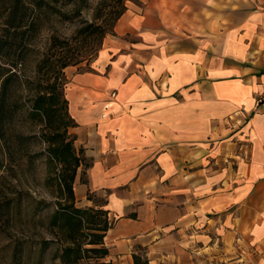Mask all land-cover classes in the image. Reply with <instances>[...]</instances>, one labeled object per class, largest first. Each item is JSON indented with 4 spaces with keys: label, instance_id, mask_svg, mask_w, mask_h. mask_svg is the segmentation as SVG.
Masks as SVG:
<instances>
[{
    "label": "crops",
    "instance_id": "obj_1",
    "mask_svg": "<svg viewBox=\"0 0 264 264\" xmlns=\"http://www.w3.org/2000/svg\"><path fill=\"white\" fill-rule=\"evenodd\" d=\"M139 1L69 82L76 200L103 198L111 264H264V61H238L264 53V9L165 38Z\"/></svg>",
    "mask_w": 264,
    "mask_h": 264
},
{
    "label": "rangeland",
    "instance_id": "obj_2",
    "mask_svg": "<svg viewBox=\"0 0 264 264\" xmlns=\"http://www.w3.org/2000/svg\"><path fill=\"white\" fill-rule=\"evenodd\" d=\"M49 1L53 8L51 10L48 9L49 11L43 16L36 37L37 48L40 51L39 55H50V59L63 55L59 47H52L50 44L53 42L51 38L55 37L68 41L71 48H77L74 52L80 51V54L85 57L81 62L69 65L61 70L65 79L63 94L66 98L71 76L78 72L91 71L93 61L103 43V39L107 36H117L114 33L116 22L111 32H107L99 42L96 39V35L87 37L85 40L83 36L86 32L79 34V28L88 23L107 26L109 14L112 10L122 5L125 6V10L126 6L133 8L135 6L142 7L143 3L139 0ZM149 1L147 0V3ZM219 1L221 2L219 3ZM162 7V17L165 25L161 26V36L166 38L171 37L172 33L184 36L191 32H203L201 29L202 16L206 20L207 28L208 24L211 27L216 24V29L224 30L231 23L230 18L233 20H235V17L241 18L242 16L239 13L251 9H264V4L260 0H217L216 4L213 0H162ZM235 10L238 14L233 13ZM221 18L223 19L219 25L217 20L214 19ZM93 43L97 44L96 50L91 55H88ZM56 46H58V43ZM240 56L238 61L243 66L261 65V62L264 61V53L261 54L257 51L242 53ZM33 65L34 63L30 62L27 70L30 76H33ZM263 101L264 97H258L257 102L259 104H263ZM106 107L107 105L105 104L103 106L106 109L104 111L105 114L111 109V107L109 109ZM66 113L68 118H72L71 123L76 125L75 119L69 111V102ZM73 127L75 126L67 128V134L69 138L74 137L73 145L78 150L80 146L75 141V135L71 131ZM41 128L40 124L30 127L29 123L20 117L15 124L14 131L32 136L24 144L28 157H19L18 153H15L14 161L5 159L4 167L0 169V175L5 176L2 181L3 190L8 192L14 200L11 210L12 216L6 229L7 231H0V264H64L60 258L64 247L68 245L76 247L78 243H81V250L92 247L83 243L90 240L91 233L99 234L100 231L95 228H101L104 225L105 213L100 208L104 202L103 198L93 193H87L86 198L91 201V205H84L77 201L75 196V193H79L77 183L75 191L73 184L75 198L73 206L84 212V214H80L83 220V228L77 242L74 245L68 242L67 229H62L58 224H53V213L57 209H62L63 205L66 206L68 201L58 191L56 180L54 179L58 167L53 168L47 161L48 154L45 150L47 146L41 138ZM44 130L48 131L46 128ZM29 156H31V160H29ZM88 166L89 161L84 157L80 181H85L84 169H87ZM91 219H94L96 223L93 224ZM16 250H18V259H15L13 255ZM82 256L83 258L80 262H108L106 255L95 257L92 252L82 251Z\"/></svg>",
    "mask_w": 264,
    "mask_h": 264
},
{
    "label": "trees",
    "instance_id": "obj_3",
    "mask_svg": "<svg viewBox=\"0 0 264 264\" xmlns=\"http://www.w3.org/2000/svg\"><path fill=\"white\" fill-rule=\"evenodd\" d=\"M52 8L49 0H0V169L4 167L5 159L14 161L15 153L19 157L28 155L24 144L32 136L14 131L17 120L22 117L30 127L40 124L41 138L47 146V161L53 168L58 167L54 179L59 193L68 201L66 206L63 205L62 209L53 213L52 221L60 228L67 229V241L74 245L81 235L83 220L80 214L84 212L73 206V182L84 157L83 148L76 150L73 145L74 137L69 138L67 134V128L75 124L71 123V117H67L68 101L63 94L65 79L61 70L81 62L85 57L80 51L74 52L77 48H71L68 41L55 37L51 38L53 42L50 44L52 47H59L63 55L53 59H50V55H39L37 32L43 16ZM124 11V5L112 10L107 26L88 23L79 28V34L86 32L83 36L85 40L96 35L99 42L107 32H111L114 23ZM96 46L93 43L88 55L96 50ZM30 62L34 63L33 76L27 73ZM4 177L0 175V231L3 232L7 231L10 224L14 201L3 190ZM91 222L96 223L94 219ZM107 225L105 218L104 225L95 228L100 233H91L90 240L83 243L92 247L81 250V243L76 247H64L60 255L63 263L111 264L99 261L80 262L83 258L82 251L92 252L95 257L107 255L108 250L102 245V231L107 229ZM13 255L18 259V250ZM135 264H146V261L135 260Z\"/></svg>",
    "mask_w": 264,
    "mask_h": 264
}]
</instances>
